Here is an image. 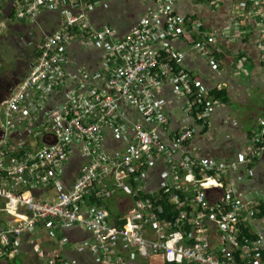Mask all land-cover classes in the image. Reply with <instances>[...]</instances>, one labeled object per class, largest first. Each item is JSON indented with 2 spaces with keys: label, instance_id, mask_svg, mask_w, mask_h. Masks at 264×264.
I'll return each instance as SVG.
<instances>
[{
  "label": "built area",
  "instance_id": "2783aa9c",
  "mask_svg": "<svg viewBox=\"0 0 264 264\" xmlns=\"http://www.w3.org/2000/svg\"><path fill=\"white\" fill-rule=\"evenodd\" d=\"M151 1L156 2L157 7L148 21L133 26L123 36H118L113 27H90L87 12L99 6L97 0H21L17 6L16 18L22 21L34 19L42 7L64 8L67 18L59 30L39 44V55L0 109L3 115V121L0 120V200L5 202L0 209L13 218L0 223L2 252H8L15 238L49 220L59 226L79 225L91 231L95 238L92 248L105 258L116 252L117 242L121 241L132 251L129 257L132 261L138 256L149 258L159 254L165 264H264L263 242L242 243L240 239L241 224L256 219L262 212L263 202L237 200L233 189L224 182L230 170L237 171L264 153V118L257 145L242 162L200 163L194 153L186 150L194 128L180 132L173 147L162 143L158 127L167 124L168 117L152 97L151 89L162 81L173 84L176 92L189 97L188 105L193 111L195 106L204 104L207 95L196 90L190 76L173 65L172 55L158 47L160 41L174 34L184 36L197 43L209 55L211 63L222 64V61L218 62L215 57L219 52L216 33L193 20H190V28L179 30L173 9L176 0ZM236 1L243 3L244 14L260 15L264 22V0ZM213 2L218 4L219 0ZM1 7L2 0L0 10ZM234 22L237 23L236 18ZM73 29L81 31L82 44L102 50L103 73L92 77L76 72L73 79L77 86L66 93V101L48 108L46 102L67 84L68 72L64 68L73 62L68 50V44L75 39ZM164 53L168 57H164ZM91 79L95 83L89 82ZM127 105L136 108L150 126L132 122L123 109ZM206 112L199 115V119ZM108 122L119 129L122 136L128 131L134 135L128 151L114 158L92 149L99 142L104 123ZM119 130L116 131L119 133ZM80 141L88 162L72 187L53 201L33 196L30 190L39 185L60 183L57 169L74 143ZM177 151L181 153V161L177 163L178 169L172 168V181L181 182L177 176L180 170L189 186L185 191L191 189L193 195L182 200L175 193L182 187L165 185L164 191L173 190L172 201L177 205L178 215L172 222L156 216L154 202L150 199L137 202L122 225L110 223L108 211L101 208L93 214H81L80 204L100 179L114 178L117 186L126 188L125 179L142 174L144 168L156 160L171 163ZM210 189L223 191L217 206L208 200ZM189 205H193L194 210H189ZM206 222L214 223L218 229L221 244L217 247L210 244L204 227ZM186 226L191 229L187 230ZM150 233L155 237L148 238ZM116 262L125 263L121 257H117ZM63 264L73 263L65 260Z\"/></svg>",
  "mask_w": 264,
  "mask_h": 264
},
{
  "label": "crops",
  "instance_id": "0c3cea01",
  "mask_svg": "<svg viewBox=\"0 0 264 264\" xmlns=\"http://www.w3.org/2000/svg\"><path fill=\"white\" fill-rule=\"evenodd\" d=\"M20 1L2 0L0 31L7 27L15 29L14 33L22 41L39 46L47 36L59 30L67 18L64 8L51 10L42 7L34 19L18 20L11 16L21 4ZM97 1L100 2L99 6L87 12L90 27H113L118 36H123L133 26L148 21L150 13L157 7L156 2L151 0ZM173 5L179 30L190 28V20H193L201 22L204 29L216 33L219 52L215 57L222 64L211 63L209 55L197 43L190 42L184 36L174 34L160 41L158 47L172 55L178 70L185 71L193 80L196 90L198 88L207 95L204 101L207 103L204 111L207 112L199 119L189 108V97L176 92L173 84L162 81L151 89L152 97L168 117V123L158 127L162 143L173 147L180 132L194 128V136L186 150L194 153L200 163L228 165L242 162L255 149L261 120L264 118V22L260 15L244 14L243 3L236 0H219L218 4H214L213 0H176ZM235 18L237 23L234 22ZM71 32L75 39L68 44L73 62L64 68L68 72L67 84L46 102L48 108L66 101V93L77 86V81L73 79L76 72H85L92 77L103 73L102 50L94 45L82 44L81 31L73 29ZM89 82L95 83L93 79ZM213 90L224 91L225 99L214 98L210 94ZM123 109L132 122L150 126L136 108L132 109L127 105ZM116 130L119 129L113 127L111 122L104 123L99 142L93 146V151L105 154L108 158L126 153L134 135L132 131H128L126 136H122L120 130V134ZM83 147L82 141L74 143L68 156L61 162L57 169L59 184L39 185L30 190L31 194L53 201L72 187L80 170L88 162ZM179 161L181 153L178 151L168 165L156 160L145 167L142 174H134L136 176L125 179L126 188L117 186L114 178L100 179L92 185L84 202L80 204L81 214H93L97 208H101L108 211L110 223L125 224L137 202L150 199L154 202L153 211L162 219V214L166 212L164 205H170L175 211L177 207L172 201L173 190L164 191L165 185L177 189L182 187V190L175 191L182 200L193 195L191 189L189 192L185 191L189 186L184 182L180 170L177 171V176L181 182L172 181L170 173L173 166L178 169ZM224 182L225 186L233 189L237 200H261L264 206V153L253 158L249 164L242 165L237 171L230 170L225 175ZM207 197L217 206L223 198V191L210 189ZM4 204L0 200V207ZM187 208L194 210L193 205ZM0 220V223L5 224L13 218L1 208ZM247 225L250 232L259 237L256 242H263L264 251V218L257 217ZM204 227L210 244L213 247L219 246L221 240L216 225L206 222ZM154 237L150 233L148 238ZM94 241L93 233L82 226H59L49 220L42 221L34 229L15 238L8 252H2L0 247V264H63L65 260L73 264H165L163 256L159 254L149 258L138 256L132 261L129 258L132 251L121 241L117 242L116 252L105 258L92 248ZM117 257L123 258L125 263H117Z\"/></svg>",
  "mask_w": 264,
  "mask_h": 264
},
{
  "label": "trees",
  "instance_id": "16d2710c",
  "mask_svg": "<svg viewBox=\"0 0 264 264\" xmlns=\"http://www.w3.org/2000/svg\"><path fill=\"white\" fill-rule=\"evenodd\" d=\"M11 17H16V12H14V15ZM38 47L39 46L35 45V43L25 40L22 41V38H19V36L13 32H9L5 39L0 41V101L4 100L7 96L6 91L9 90V92H11L13 90L12 88L14 87L13 85H15L11 84V86L8 88L4 87L6 84L2 82L4 80H7V82L9 83H15V81L12 80V77L10 76V72H7L9 70L8 68L13 67L14 69H16L17 67H20L24 71L22 78L25 77L26 73L29 70L30 64L33 60H35L36 56L39 55L40 49H38ZM163 55L164 57H168L166 53H164ZM172 63L174 66H176L175 61H173ZM210 94L214 96V98L217 97L222 100L225 99L224 91L213 90L210 92ZM206 105L207 103L205 102L204 104L195 106L196 108L194 109V112L196 117L199 116L198 114L204 112ZM169 206H163L164 211L166 212L162 214V217L164 218V220L172 222L174 220V217L178 215V212L175 211V208H172L171 206L170 209H168ZM257 217L264 218V206L262 212ZM185 228L187 230L191 229L187 226ZM258 238L259 237L253 235L250 232V228L247 223L241 224L240 239L242 240V243H246L248 240H250L251 242H256ZM261 255L263 258L262 260L264 261L263 250L261 251Z\"/></svg>",
  "mask_w": 264,
  "mask_h": 264
},
{
  "label": "flooded vegetation",
  "instance_id": "af4514ba",
  "mask_svg": "<svg viewBox=\"0 0 264 264\" xmlns=\"http://www.w3.org/2000/svg\"><path fill=\"white\" fill-rule=\"evenodd\" d=\"M8 69L9 70L7 72H10V76L12 77V80L15 81V83H11V82L9 83V82H7V80L2 81L3 83H6L4 87H7V88L10 87L11 84L16 85V83H18L22 79V76L24 73V71L20 67H17L16 69H14L13 67H10ZM15 85H13V86H15ZM6 92H7V96L5 97L4 100L0 101L1 106H2L3 102L7 99L8 95L11 93V92H9V90H7Z\"/></svg>",
  "mask_w": 264,
  "mask_h": 264
},
{
  "label": "rangeland",
  "instance_id": "374dc122",
  "mask_svg": "<svg viewBox=\"0 0 264 264\" xmlns=\"http://www.w3.org/2000/svg\"><path fill=\"white\" fill-rule=\"evenodd\" d=\"M9 32H13L14 33V32H16V30L15 29H10L8 27H7V29L1 30L0 31V41L4 40ZM0 109H1V105H0ZM0 120L3 121V115H2L1 111H0ZM18 263H19V261H18Z\"/></svg>",
  "mask_w": 264,
  "mask_h": 264
}]
</instances>
